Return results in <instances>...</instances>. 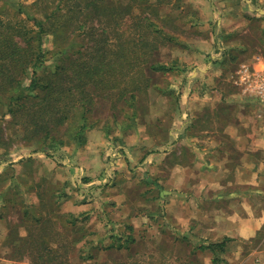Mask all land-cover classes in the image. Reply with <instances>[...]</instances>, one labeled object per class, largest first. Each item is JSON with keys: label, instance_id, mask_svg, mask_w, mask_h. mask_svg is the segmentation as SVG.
I'll return each instance as SVG.
<instances>
[{"label": "rangeland", "instance_id": "obj_1", "mask_svg": "<svg viewBox=\"0 0 264 264\" xmlns=\"http://www.w3.org/2000/svg\"><path fill=\"white\" fill-rule=\"evenodd\" d=\"M91 1L93 0H0V21L23 25L28 31H33L39 27L36 22L34 23L33 18L42 19L44 15L59 7L64 13V16L59 20L64 21V30L69 29L64 35L62 47L70 43V39H73L72 44H69L72 48L70 49L68 46L63 56L70 53L73 48H80L83 51L89 37L87 32L90 30L94 31L96 38L110 35L107 42L108 45L114 47V42L110 38L113 37L115 41L117 38L113 35L114 33H111V27L107 28L104 34L102 33L107 17L98 20L94 16L90 17V12L87 10L79 15L74 13L77 9L74 7L75 3ZM102 1L108 4L107 0ZM122 2H128V0H122ZM137 2L138 0L133 1V7L141 10L142 22H152V26L148 27L142 24L137 29L136 18L133 20L128 17L119 21L121 27L118 28V31L120 30L124 34L121 41L126 47L131 45L132 37L139 32L147 43L142 49V53L143 51L145 53L142 58L146 59V62L142 63L143 67L134 81L137 82L136 87L132 88L129 83L130 76L135 73L133 69L125 78L118 77L121 84L120 89H125L123 92L116 88L105 91L98 90L100 96L95 98V104L87 114L88 123L93 127L86 130L84 145L89 142L88 145H91L89 150H93L92 147H97L100 157L105 154L103 164L107 168L112 166L110 162L116 157L114 153H121L123 158L124 155L129 154L127 145L138 146L139 142L143 141L142 146L148 150L147 152H155L162 145L167 146L165 142L172 136L195 132L196 129H199L196 125L200 127L201 123L203 124L206 120L203 116L197 118L192 116L196 112L204 113L203 108L206 109V105L199 106L195 102L205 98L204 94L208 87L206 85V47H199L200 40H206V20L201 14V10L191 0H143L141 5ZM254 2V0H243V4H248L250 7ZM144 5L147 7L143 8ZM65 9H69L71 12H66ZM77 15L76 19L71 20L73 16ZM68 19L69 26L65 22L68 23ZM47 22L51 25L49 20ZM79 23L83 28L78 29ZM44 25L48 27V24ZM72 27L76 30L75 33L70 32ZM154 27L157 30H154ZM246 29V32L238 39L235 37L234 41L235 46L239 44L238 40L242 42L241 47L238 48V50H242L240 56L233 50L230 52L231 54H228L225 47L219 55L218 52L215 53L217 56L214 60L216 61L212 64L208 63L210 73L216 77L221 76L219 86L223 89L224 95H226L225 91L232 90L231 75L239 67L240 62L246 60L245 56L252 55L254 52L264 56V16L257 13L252 15ZM42 35L41 47L49 58L46 60V67L39 70V73H42L43 70H45L43 73H47L52 71L56 64L58 41L53 38L51 32H45ZM112 47L109 48L112 49ZM151 63H164L171 66L172 70L167 72L150 70ZM210 89H216V87L212 86ZM191 93L195 94V98L190 95ZM224 102L236 106L233 101ZM236 104L238 103L236 102ZM248 104L251 107L256 106L255 109L258 108L264 113V104L255 105L257 103L254 101H250ZM3 109V106L0 105V112ZM221 110H223L222 106ZM231 111L229 112L231 113ZM241 114L235 113L234 118H240ZM78 123L77 119H72L68 125L75 126ZM68 125L67 128L63 126L55 131L53 139L69 140L67 139ZM226 130L235 131L230 127ZM98 131L101 134H96ZM100 136L104 141H100ZM38 145L34 139L26 140L24 138L21 127L13 125L9 115L0 116V215L7 218L12 237L16 238L19 237L18 235L29 233L28 238L38 239L41 233L49 234L53 238L51 243L55 245L58 243L55 231L65 232L69 237L84 234L82 223L86 220L79 218L81 214L74 216V213L69 212L70 203L74 205L75 201L78 203L80 200L92 202L97 197L91 191L92 188L98 189L106 183H110L111 179L113 182L115 180L112 178L111 172L110 176L81 186V180L85 181L88 176L82 173L85 167L78 164L79 159L76 158V151L79 148L85 150L84 145L79 148L73 144L66 146L56 143ZM44 151L48 155L44 154ZM83 153L82 157H88V151ZM121 163L124 164V161L122 160ZM69 165L75 166L76 175L73 176L70 173ZM128 166L132 167L134 184L150 187L151 173H155L154 170L149 171L147 165L141 162L128 164ZM106 175L108 174L106 173ZM70 213L73 217L68 216ZM157 213L160 215V211ZM35 215L44 218L51 217L55 222L53 234L49 224L43 225L44 223H42V226L33 224L34 218L32 217ZM70 220L75 223V226L69 223ZM158 220L159 218L153 219V222ZM66 224L68 228L65 227ZM79 226L83 231H79ZM158 227L160 226H156V228ZM151 230L150 232H153ZM16 242L21 245L18 240ZM258 242L260 243V241ZM108 243L109 241H104L101 243V247L97 246L89 250L80 248L81 254L84 253L82 258H86L94 250L105 249ZM198 243L199 241H176L170 250H165L159 240L145 239L137 243H130V250L127 248V251L126 245H120L115 241V244L112 245L113 249L106 248L107 253L102 252L100 258H107L108 262L125 261L128 259V255H132L134 260L130 261L131 264H202V260H193L189 255L190 249L196 247ZM262 245L264 246L263 242ZM253 247L254 244L245 245L247 252ZM31 249L34 250V248ZM61 249L64 250V247ZM151 254H156L158 261L150 256ZM164 254L168 255L169 259L159 256ZM177 255L179 258L174 260ZM12 256L14 257V255ZM82 258L76 259L73 254L70 256L71 264L99 263ZM135 261L137 262L135 263ZM14 263L30 264L26 257L22 261H13L12 264Z\"/></svg>", "mask_w": 264, "mask_h": 264}, {"label": "crops", "instance_id": "obj_2", "mask_svg": "<svg viewBox=\"0 0 264 264\" xmlns=\"http://www.w3.org/2000/svg\"><path fill=\"white\" fill-rule=\"evenodd\" d=\"M191 1L206 20V40H200L199 47H206L208 86L205 98L195 102L199 106L206 105L204 113L196 112L192 116H203L206 120L200 127L196 125L199 129L195 132L172 136L165 142L167 146L162 145L155 152H147L142 146L143 141L138 146L127 145L130 155L123 158L121 153H114L116 157L110 162L111 168L103 164L105 154L100 157L97 147L89 150V142L84 145L85 150L78 147V164L85 167L82 173L88 176L85 181L81 180V186L110 176L111 172L115 182L111 179L100 189L92 188L97 196L92 202L70 203L69 212L74 216L81 214L79 218L86 220L82 223L84 235L73 248L77 259L80 248L101 247L104 241L110 242L105 249L112 250L113 236L124 239L129 233L127 227H131L134 243L157 239L165 250H170L181 240L207 245L229 238L223 250L216 253L219 257L216 263L212 262L213 251L210 249H190V258L202 260V264H264V113L248 104L250 101L257 103L255 105L261 102L235 82L238 69L243 65H255L264 56L257 52L245 56L246 60L240 62L231 75L232 90L225 91L226 95L219 86L221 76L210 73L208 66L216 61L215 53L219 55L225 47L228 54L233 50L240 56L242 50L238 48L242 42L238 40L239 44L235 46V37L238 39L246 32L252 15L264 16V0H254L251 7L244 5L243 0ZM212 86L216 89H210ZM190 95L195 98L194 93ZM224 101H233L236 106ZM235 113H242L241 117L234 118ZM228 127L235 131H227ZM100 141L104 139L101 137ZM87 151L88 157H82ZM137 162L146 164L149 171H155L151 173L150 187L134 184L132 167L128 164ZM68 167L73 176L77 174L75 166ZM156 218L159 220L154 223ZM87 238L91 248L86 244ZM246 244H254V247L247 252ZM16 248L8 220L0 215V264L18 262L12 256L16 254ZM105 249L94 250L89 254L93 257L89 260L105 261L107 258H100L102 252L107 253ZM150 256L158 261L156 254ZM159 256L169 259L165 254ZM178 258L177 255L174 260Z\"/></svg>", "mask_w": 264, "mask_h": 264}, {"label": "trees", "instance_id": "obj_3", "mask_svg": "<svg viewBox=\"0 0 264 264\" xmlns=\"http://www.w3.org/2000/svg\"><path fill=\"white\" fill-rule=\"evenodd\" d=\"M133 1L135 0H128V2L107 0L108 4H106L102 0H93L89 3H75L74 7L77 9L74 13L78 15L87 10L90 12V17L94 16L98 20L107 17L102 33L104 34L107 28L111 27V33H114L117 41L113 37L110 38L114 42V47H112L107 42L110 35L96 38L94 31L90 30L87 32L89 37L83 51L80 48H73L65 56L63 53L68 46L70 49L72 48L69 44H72L73 39H70V43L62 47L64 35L69 29L64 30V21L59 20L64 16L59 7L44 15L42 19L33 18L34 23L36 22V25L39 26L33 31H28L23 25L0 21V105L4 108L0 112V116L9 115L12 124L21 127L24 138L26 140L34 139L39 144L38 146L48 143H56L60 146L73 144L75 147L84 145L86 130L93 127L88 123L87 114L95 104V98L100 96L97 91L116 88L123 92L125 89H120L121 84L118 77L125 78L133 69L135 73L130 76L129 83L132 88H135L137 82L134 81L143 67L142 63L146 62V59L142 58L145 54L144 51L142 53V49L147 45L144 36L140 32L135 34L132 37L131 45L126 47L121 41L124 34L120 30L118 31V28L121 27L119 21L128 17L133 20L136 18L137 29L142 24L148 27L152 26V22H142L141 10L133 7ZM141 1L143 0H138L137 4L141 5ZM142 7L146 8L147 6ZM65 11L71 12L69 9H65ZM78 15L73 16L71 20L76 19ZM46 20H49L51 25ZM65 22L67 26L70 25L69 19L68 23ZM45 23L48 24V27H45ZM77 27L78 29L83 28L81 23ZM154 30L157 28L154 27ZM45 32H51L53 38L58 41L56 44L58 56L52 71L43 73L45 71L43 70L42 73H39V70L46 67V60L49 58L41 47L42 34ZM70 32L75 33L76 30L72 27ZM149 69L167 72L172 70V67L164 63H151ZM72 119H77L79 123L75 126L68 125ZM67 125V139L69 140L63 138L54 140L53 133L63 126L67 128ZM44 154L48 155L45 151ZM150 184L152 183L150 182ZM34 207L36 208V206ZM68 216L73 217L72 213ZM32 218H34V225L49 224L53 234L55 222L51 217L44 218L35 215ZM69 223L75 226L72 220ZM43 227L46 229L45 226ZM65 227L68 228V225L66 224ZM127 229L129 233L124 239L116 235L113 236L112 245L117 241L120 245H126L125 249L127 250L128 243L135 242V238L131 235L132 228L127 227ZM82 230V227L79 226V231ZM55 234L58 236L56 239L58 243L53 245L51 243L53 238L49 234L41 233L38 239L28 238L29 233L14 238L10 231L11 240L17 246L15 253H18L14 255V260L21 261L26 257L30 264H71L70 256L74 254V245L80 241V237L84 234L75 237H69L65 232L55 231ZM17 240L21 245L17 244ZM228 241L229 238L225 237L207 245L199 242L192 251L194 249H210L213 251L212 262L216 263L219 261L216 253L222 251ZM86 244L90 246V240ZM63 247L64 250L61 249ZM81 252L78 259L83 256ZM92 258V255L88 254L86 258L82 259ZM131 260H134L133 256L128 255V259L125 261L108 262L106 260L96 264H131Z\"/></svg>", "mask_w": 264, "mask_h": 264}, {"label": "built area", "instance_id": "obj_4", "mask_svg": "<svg viewBox=\"0 0 264 264\" xmlns=\"http://www.w3.org/2000/svg\"><path fill=\"white\" fill-rule=\"evenodd\" d=\"M237 72L235 82L264 104V57L259 58L255 65H243Z\"/></svg>", "mask_w": 264, "mask_h": 264}]
</instances>
